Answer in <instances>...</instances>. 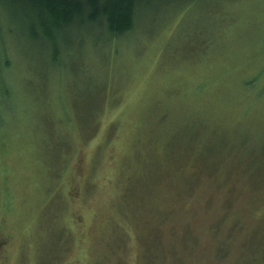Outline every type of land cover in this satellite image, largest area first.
Segmentation results:
<instances>
[{
	"label": "rangeland",
	"instance_id": "374dc122",
	"mask_svg": "<svg viewBox=\"0 0 264 264\" xmlns=\"http://www.w3.org/2000/svg\"><path fill=\"white\" fill-rule=\"evenodd\" d=\"M9 7L0 264H264V0H152L57 57Z\"/></svg>",
	"mask_w": 264,
	"mask_h": 264
},
{
	"label": "trees",
	"instance_id": "16d2710c",
	"mask_svg": "<svg viewBox=\"0 0 264 264\" xmlns=\"http://www.w3.org/2000/svg\"><path fill=\"white\" fill-rule=\"evenodd\" d=\"M152 0H0V5L19 8L28 23L23 31L37 42L42 39L40 48L54 54L60 52L57 47V35L65 29L79 25H98L110 36H121L131 29L135 10ZM13 6L15 8H13ZM3 9V8H2ZM1 9V10H2ZM6 10V9H4ZM13 15V12H11ZM3 19L7 17L3 14ZM8 18V17H7ZM24 19V17H21ZM39 30L36 29L37 22ZM29 26V27H28ZM26 33V34H27ZM62 36V35H61ZM47 48V49H45ZM51 55V54H50ZM49 55V56H50Z\"/></svg>",
	"mask_w": 264,
	"mask_h": 264
}]
</instances>
